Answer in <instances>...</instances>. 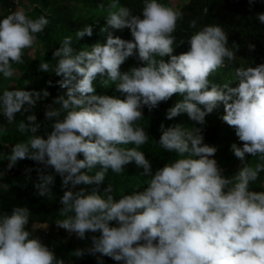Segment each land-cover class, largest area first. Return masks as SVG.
<instances>
[{"label":"clouds","instance_id":"9594fccd","mask_svg":"<svg viewBox=\"0 0 264 264\" xmlns=\"http://www.w3.org/2000/svg\"><path fill=\"white\" fill-rule=\"evenodd\" d=\"M140 13L111 0L101 29L106 42L77 50L73 38L66 36L52 53L55 66L39 64V71L61 77L56 83L66 89L46 106L43 124L34 110L50 96L46 88L3 90L0 133L16 122L17 114L24 117L16 128L24 139L11 146L7 168L24 159L42 165L35 169L34 185L42 197L51 198L55 177L61 178L65 191L58 213L63 219L55 222L57 227L81 240L86 233L99 232L91 236L90 247L74 251L76 257L90 254L97 264H103V256L122 264H264V191L251 188L264 172V64L235 68V87L214 83L209 77L237 58L221 25L203 26L188 38L187 52L173 55L183 13L158 0H145ZM258 19L264 23V13ZM48 24L44 15L33 19L23 10L0 19V74L5 79L14 75L13 64L23 63L24 50L34 46ZM195 26L192 20L190 27ZM125 28L132 40L109 30ZM92 34L86 25L76 38ZM248 47L253 50L255 45ZM133 56L142 66L121 72ZM97 80L104 86L115 84L124 99L97 95ZM174 94L182 99L167 110L166 119L186 113L194 126L160 125L156 142L176 158L153 172L145 152L138 150L149 137L138 121L145 106L152 110ZM220 104L223 121L242 142V147L231 145L243 162L231 177L223 175L212 158L217 148L204 143L202 128L196 126L204 125ZM42 127L43 134H38ZM246 154L259 159L250 165ZM132 162L148 178L143 191L134 189L116 199L110 183L104 194L78 187L99 185L109 170L122 173ZM97 165L100 170L92 174ZM30 217L26 206L0 213V264H65L26 230Z\"/></svg>","mask_w":264,"mask_h":264},{"label":"trees","instance_id":"16d2710c","mask_svg":"<svg viewBox=\"0 0 264 264\" xmlns=\"http://www.w3.org/2000/svg\"><path fill=\"white\" fill-rule=\"evenodd\" d=\"M41 4V9H35L29 14V17L35 19L41 15H44L48 20L49 24L45 30L39 34L38 40L42 42L45 48L46 57L43 60L35 61L28 57L26 53H23L22 64H13V68L18 70L25 79V82H21V87L25 90H36L47 89L50 92V96L37 103L34 110V114L37 116L38 121L42 124L45 121V110L46 106L52 103L53 99L58 95L63 94L66 89H61L56 81L60 80L61 77L56 76L54 72L43 73L39 71V64L47 61L51 67H54L56 60L53 59L52 53L60 47L64 37L71 36L73 38V47L77 50L82 48H91L97 42H106V33H102L101 29L106 26V16L108 12V5L111 0H37ZM169 0H158L160 3L167 4ZM120 4L129 7L134 14H141L145 0H119ZM103 5V8L101 7ZM75 6H80L83 11L95 14V17H87L86 15L77 14ZM15 6L12 0H0V19H3L8 14L14 12ZM178 10L183 13V19L177 22V29L174 33L176 41L173 45V55H180L188 51L190 45L188 44V38L196 31L200 30L203 26L208 24H219L221 25L228 35V44L233 51L237 50V58L231 63L226 62V66L218 69L213 73L209 79L214 82L223 85L224 83L236 84V77L234 75L235 68L243 66L245 68L250 66H257L264 64V23H261L258 19V14L264 13V0H254V3L249 4V0H182ZM142 18V16H141ZM192 20L196 21L195 28L190 27ZM86 25L91 26L93 30L92 36H84L77 40L76 32L82 30ZM114 36H119L125 40H132L131 32L125 28L123 30H112ZM255 45L253 50L249 49V45ZM136 61V66H142L141 62L136 56H133ZM165 61L169 57H164ZM135 66V67H136ZM48 81H52L49 85ZM26 83H28L26 85ZM97 88L104 92L108 87L96 81ZM174 95L165 102H161L158 107L149 110L145 109L143 118L138 121L140 126L145 127L148 133V141H159L161 131L160 125L163 123L165 127L171 125H177L184 128H191V120L186 113H182L172 120L166 119L167 110L174 106V104L182 99L178 94V100L173 99ZM220 104L218 107H222ZM58 107V106H57ZM217 107V108H218ZM215 108L212 113L208 114L205 118V124L201 125L202 134L205 135L207 143L210 146H215L217 151L214 158L218 166L223 169V175L225 177L234 176L237 171L233 164H231V145L236 144L237 137L225 136L222 134V126L220 118L213 120L212 117L216 111ZM224 114V113H223ZM0 118L4 120V117L0 115ZM24 117L17 114L16 122L10 125L16 130L17 124ZM5 122V121H4ZM51 122H49L50 124ZM50 131V128L48 129ZM44 128L40 129V133L43 134ZM126 145L125 147H129ZM7 152L0 147V156L7 157ZM161 156L159 160L153 158L152 162L159 164V167H163L166 162L174 160L176 158L175 153L166 152L164 149L161 150ZM80 159L83 158L82 154L79 155ZM149 159V158H147ZM226 159V163H224ZM258 157H252L250 155V161L254 164L258 161ZM42 167L37 162H25L21 167V171L26 169H32L29 174L38 175L36 168ZM100 165H97L93 170H100ZM27 172V171H26ZM140 167H137L134 162L129 163L125 166V170L122 173H114L111 170L108 171L104 181L99 184L92 185H81L78 187H85L89 191L96 189L100 194H104L105 188L110 183L114 188V195L116 199L124 194H129L134 186L139 184ZM56 186L52 189V198L49 200L45 197L40 198L25 197L19 194L17 191L6 193L0 190V213L8 212L16 206H26L30 209L31 217L33 220L35 217L59 216V210L62 207L60 203V197L63 196L65 189L62 188L61 178L55 177ZM254 191H264V172L260 174V178L251 185ZM141 189L140 191H143ZM63 218V217H62ZM116 226V225H114ZM99 236L97 233H86L88 237L89 247L91 246V236ZM76 248H72V255ZM100 254H97L99 256ZM73 257L79 259L77 264H97L96 256L85 254L82 257ZM103 264H122V262L114 261L112 258L103 256L101 257Z\"/></svg>","mask_w":264,"mask_h":264},{"label":"rangeland","instance_id":"374dc122","mask_svg":"<svg viewBox=\"0 0 264 264\" xmlns=\"http://www.w3.org/2000/svg\"><path fill=\"white\" fill-rule=\"evenodd\" d=\"M14 2L15 9L14 11L23 10L26 14H29L35 9H41V4L37 0H12ZM182 0H169L166 5L174 7L175 9L179 8L180 3ZM75 10L77 11V14L80 15H86L87 17H95V14L88 13L86 14L83 9L80 6H75ZM24 52L28 57L35 61L43 60L46 57V52L44 45L42 42H40L38 39L34 46L29 49H25ZM136 59L133 57H129L124 64L121 65L120 71L125 72L128 71L131 67L136 66ZM23 75L15 69L14 75L11 78L5 79L2 74H0V95H2V92L5 88L8 89H22L21 82L24 83L25 79H22ZM97 83L94 82V86L96 87V94L97 95H108L120 99H124V94L119 92L116 89L115 84L109 83L108 87L102 92L97 88ZM236 84H233V87H235ZM173 99L178 100V94H174ZM147 106L143 108V113ZM224 113L223 106L218 107L212 117L213 120H216L218 118L221 119L220 123L222 126V134L225 136H233L234 138L237 137L235 134V129L231 126H229L226 122L223 121L222 117ZM0 123H4V120L0 118ZM192 127L194 126V122L191 120ZM201 127V125H196ZM204 136V143H207V139ZM24 139V134H21L17 132L15 129H13L10 125L8 126V130L6 133H0V147L3 148L8 155L10 152V148L12 145H14L17 142H20ZM236 143L239 145V147H242V142L239 141L238 137L236 139ZM209 145V144H208ZM129 147H134V145H130ZM161 148L158 143H155L153 141H147L146 144L140 146L138 150L145 152L146 158H149L152 164L153 172L161 168L159 167V164L153 163L152 159L155 158L159 160L161 154ZM232 156L231 164L235 167V170L238 172L242 166V161L235 157L234 153H230ZM7 157L0 156V173H3V175H0V185H6L0 186V190L6 193L15 192L17 191L19 194L24 195L25 197H31V198H40V195L37 193V189L34 187L35 183L38 182V175L35 174H29L26 171H21V167L23 166V163L25 162H34L29 159H24L21 161H18V163L12 168L8 169L7 164L8 161L6 160ZM250 154H246L245 160L246 163L250 165H254L253 162H249L250 160ZM226 163V159L223 164ZM140 172H143V169L140 167ZM142 177V179L139 180V184L137 186H134V189H137V191H140L141 189H144L147 185V179L146 177ZM56 186V182L52 186V189H54ZM130 194V193H129ZM49 200H53V198L45 197ZM58 219H63L62 217L56 216H47L45 217H35L33 220L29 221L28 225H26V230L32 232L33 237L39 238L43 244L48 246L50 249H52L55 252V255L57 258L63 259L65 261V264H77L78 260L77 258L73 257L72 255V248L76 249H87L89 247L88 243V237L81 240L78 239L75 234H69L66 230L57 227L56 221ZM33 225L35 228H33ZM111 225H116V222H111Z\"/></svg>","mask_w":264,"mask_h":264}]
</instances>
